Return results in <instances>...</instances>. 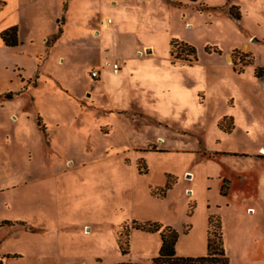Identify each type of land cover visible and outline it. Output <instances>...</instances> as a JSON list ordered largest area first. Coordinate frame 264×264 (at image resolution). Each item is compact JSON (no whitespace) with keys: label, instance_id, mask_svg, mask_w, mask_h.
Returning a JSON list of instances; mask_svg holds the SVG:
<instances>
[{"label":"rangeland","instance_id":"rangeland-1","mask_svg":"<svg viewBox=\"0 0 264 264\" xmlns=\"http://www.w3.org/2000/svg\"><path fill=\"white\" fill-rule=\"evenodd\" d=\"M7 1L0 264L148 263L134 222L203 257L217 217L230 264H264V0Z\"/></svg>","mask_w":264,"mask_h":264},{"label":"trees","instance_id":"trees-1","mask_svg":"<svg viewBox=\"0 0 264 264\" xmlns=\"http://www.w3.org/2000/svg\"><path fill=\"white\" fill-rule=\"evenodd\" d=\"M196 1V0H191ZM235 8V7H233ZM232 8V9H233ZM232 16L236 20H240V15H233ZM1 38L7 47H17L19 46V37H18V27L14 26L11 27L1 33ZM184 47L181 49V52H187L188 55H193L196 57V49L192 46H188L186 44L183 45ZM240 56L242 58H247L248 55L240 54L236 52V56ZM187 60V58H184ZM197 58H195L196 60ZM249 62H246V65H249ZM256 77L264 79V68H257L255 72ZM15 94L12 92L6 95L7 99H12ZM226 120L233 121L232 118H224L221 123L219 124L220 128H223V123ZM233 129V128H232ZM231 128H228L227 131H231ZM162 196H165L163 193ZM212 217L209 218V224L212 223ZM216 225L217 228L220 230V236L216 240L213 237V234H210L208 237V245H207V254L203 257H182L178 256L176 253V246L178 242L179 235L175 229L172 227H163L157 223H145L139 224L134 222L133 229L141 230L146 233H160L161 237V247L158 253V256L152 258L148 263H119V264H230V260L226 254L224 249V242H223V233H222V224L219 217L216 218ZM10 224V221H3L0 226ZM123 254H126L125 251H122Z\"/></svg>","mask_w":264,"mask_h":264},{"label":"crops","instance_id":"crops-1","mask_svg":"<svg viewBox=\"0 0 264 264\" xmlns=\"http://www.w3.org/2000/svg\"><path fill=\"white\" fill-rule=\"evenodd\" d=\"M0 1H3V2H5V7L7 8L8 7V1L7 0H0ZM5 10V9H4ZM4 10L3 11H1L0 12V20H1V18H2V16H3V13H4ZM2 21V20H1ZM3 23V22H2ZM1 22H0V46H3L4 45V42H3V40H2V38H1V33L3 32V31H5V30H7V29H9V28H11V27H9V26H11L12 24H2ZM7 27H9V28H7ZM12 27H14V26H12ZM18 27V26H17ZM105 27V26H104ZM7 28V29H6ZM18 36H19V28H18ZM247 44V43H246ZM248 45V44H247ZM5 46V45H4ZM225 56H226V61H227V64L229 65V66H232V57H231V55H229V53L228 52H226L225 53ZM167 58H168V55H167V57L164 59V61H166V65L168 66H171L170 64H169V62L167 61ZM124 70L126 71V64L124 63ZM122 66V67H123ZM121 74V73H120ZM118 75V76H121V75ZM100 77V76H99ZM16 95V94H15ZM14 95V96H15ZM14 98V97H13ZM234 129V128H233ZM232 129V130H233ZM205 149H206V151H208V153H212V151H210L209 149H207L206 147H205ZM201 161H206V159L204 158V157H201ZM240 169H241V167L238 169V171H240ZM219 178H221V176L219 177ZM224 208H226V205H225V207ZM220 210H222L221 209V207H220ZM227 210V209H226ZM221 224H222V222H221ZM222 230H223V227H222ZM263 263H264V260L262 261Z\"/></svg>","mask_w":264,"mask_h":264},{"label":"built area","instance_id":"built-area-1","mask_svg":"<svg viewBox=\"0 0 264 264\" xmlns=\"http://www.w3.org/2000/svg\"><path fill=\"white\" fill-rule=\"evenodd\" d=\"M107 23L108 24H111L112 21L109 19V20H107ZM111 71H112V73L114 75L118 76L121 73V66H120V64H113V65H111ZM99 76H100V71H95V72L92 73V78H96L97 79V78H99Z\"/></svg>","mask_w":264,"mask_h":264},{"label":"bare ground","instance_id":"bare-ground-1","mask_svg":"<svg viewBox=\"0 0 264 264\" xmlns=\"http://www.w3.org/2000/svg\"><path fill=\"white\" fill-rule=\"evenodd\" d=\"M107 20H109V19H104L103 20L102 26H105V27H108L109 26V24L107 23Z\"/></svg>","mask_w":264,"mask_h":264},{"label":"water","instance_id":"water-1","mask_svg":"<svg viewBox=\"0 0 264 264\" xmlns=\"http://www.w3.org/2000/svg\"><path fill=\"white\" fill-rule=\"evenodd\" d=\"M149 52H150V50H149Z\"/></svg>","mask_w":264,"mask_h":264}]
</instances>
